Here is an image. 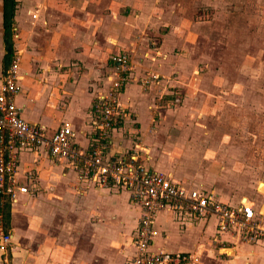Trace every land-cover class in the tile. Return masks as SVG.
I'll return each mask as SVG.
<instances>
[{"label": "crops", "instance_id": "0c3cea01", "mask_svg": "<svg viewBox=\"0 0 264 264\" xmlns=\"http://www.w3.org/2000/svg\"><path fill=\"white\" fill-rule=\"evenodd\" d=\"M17 1L13 29L20 91L16 103L27 121L50 133L69 124L79 147L91 148L96 137L92 102L115 78L112 56L128 51L132 78L120 93L124 115L111 133L108 154L141 162L186 187L212 191L228 205L251 201L264 217V198L257 204L249 195H230L222 185L208 187L188 166L195 150L206 149L196 136L201 127L195 119L203 115L198 98L206 85L210 49L220 44L215 22L197 21L196 9L190 14L182 7L174 9L172 0L169 7L163 0ZM0 27L1 85L2 0ZM148 73L175 74L179 79L175 99L181 98L178 91L185 93L175 106L161 107L158 115L153 111L154 96L161 89L156 94L155 84L144 89L146 84L138 80ZM18 159L20 179L25 171H32L38 189L6 205L5 226L13 240L7 264H127L140 215L128 190L81 183L74 168L46 149L22 151ZM156 226L153 249L212 259L211 245L219 235L215 218L163 210ZM220 237L224 244L218 250L223 253L215 264H264L263 244L242 242L226 232ZM0 264L5 263L0 260Z\"/></svg>", "mask_w": 264, "mask_h": 264}, {"label": "built area", "instance_id": "2783aa9c", "mask_svg": "<svg viewBox=\"0 0 264 264\" xmlns=\"http://www.w3.org/2000/svg\"><path fill=\"white\" fill-rule=\"evenodd\" d=\"M111 59L115 78L111 91L99 93L92 102L96 137L87 150L79 147L76 132L69 124L50 133L22 116V108L16 103L20 91L17 55L3 73L0 85V260L8 262L13 247L12 233L5 226L7 203L38 189L32 171H25L23 181L20 179L18 155L36 149H46L54 158L66 161L74 168L81 183L98 188L115 185L129 191L140 215L132 239L133 252L127 264H191L199 261L196 253L153 249L158 235L156 218L163 210L194 218H215L219 232L215 237L217 241H221L220 234L226 232L246 243L264 245V217L255 210L253 202L228 205L217 199L212 191L186 187L164 172L150 170L141 162L108 154L111 132L124 115L119 95L131 70L126 51ZM76 189L82 190L81 186Z\"/></svg>", "mask_w": 264, "mask_h": 264}, {"label": "rangeland", "instance_id": "374dc122", "mask_svg": "<svg viewBox=\"0 0 264 264\" xmlns=\"http://www.w3.org/2000/svg\"><path fill=\"white\" fill-rule=\"evenodd\" d=\"M163 1L169 7L171 0ZM172 1L174 9L182 7L189 14L196 9L197 21L212 20L219 26L220 44L210 49V62L204 74L206 85L199 92L198 104L203 115L195 119L201 127L196 136L204 141L202 146L206 149L195 150L193 164L188 166L193 175L198 174L195 177L206 181V186L222 185L230 195H249L258 204L264 198V0ZM126 53L131 65V56ZM131 78L132 66L127 83ZM113 80L103 94L111 91ZM138 80L146 84L144 89L152 84L155 93L161 89L154 96L155 115L159 109L175 106L185 95L178 91L181 98L174 97L179 80L175 74L153 77L148 73ZM223 244L214 239L212 259L203 260L201 256L191 264H215L217 257L222 258L223 252L218 249Z\"/></svg>", "mask_w": 264, "mask_h": 264}, {"label": "trees", "instance_id": "16d2710c", "mask_svg": "<svg viewBox=\"0 0 264 264\" xmlns=\"http://www.w3.org/2000/svg\"><path fill=\"white\" fill-rule=\"evenodd\" d=\"M3 2V42L5 53L3 56V69L4 72L9 68L13 58L16 54V49L14 46V22L15 14L18 7L17 0H2ZM6 222L9 213H5Z\"/></svg>", "mask_w": 264, "mask_h": 264}, {"label": "bare ground", "instance_id": "6f19581e", "mask_svg": "<svg viewBox=\"0 0 264 264\" xmlns=\"http://www.w3.org/2000/svg\"><path fill=\"white\" fill-rule=\"evenodd\" d=\"M224 251H225V252H228V253H229V252H232V248H224Z\"/></svg>", "mask_w": 264, "mask_h": 264}, {"label": "water", "instance_id": "95a60500", "mask_svg": "<svg viewBox=\"0 0 264 264\" xmlns=\"http://www.w3.org/2000/svg\"><path fill=\"white\" fill-rule=\"evenodd\" d=\"M243 200H245V198Z\"/></svg>", "mask_w": 264, "mask_h": 264}]
</instances>
